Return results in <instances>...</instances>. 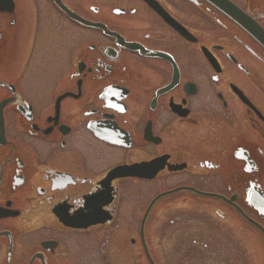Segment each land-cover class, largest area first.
Returning <instances> with one entry per match:
<instances>
[{
  "label": "flooded vegetation",
  "instance_id": "obj_1",
  "mask_svg": "<svg viewBox=\"0 0 264 264\" xmlns=\"http://www.w3.org/2000/svg\"><path fill=\"white\" fill-rule=\"evenodd\" d=\"M264 264V0H0V264Z\"/></svg>",
  "mask_w": 264,
  "mask_h": 264
},
{
  "label": "water",
  "instance_id": "obj_2",
  "mask_svg": "<svg viewBox=\"0 0 264 264\" xmlns=\"http://www.w3.org/2000/svg\"><path fill=\"white\" fill-rule=\"evenodd\" d=\"M145 253H146V255H147V258H148L149 264H154V263L151 261V259L149 258V255H148L146 249H145Z\"/></svg>",
  "mask_w": 264,
  "mask_h": 264
}]
</instances>
